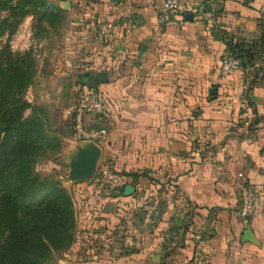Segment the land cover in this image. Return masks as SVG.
Masks as SVG:
<instances>
[{"label": "crops", "instance_id": "1", "mask_svg": "<svg viewBox=\"0 0 264 264\" xmlns=\"http://www.w3.org/2000/svg\"><path fill=\"white\" fill-rule=\"evenodd\" d=\"M67 1L83 28L82 88L101 94L87 121L108 128L99 142L75 140L69 122L70 153L100 147L94 174L78 183L85 260L74 264H264V0H181L164 22L163 0ZM234 41L255 51L223 73ZM97 71L106 80L88 83ZM49 72L60 73L53 60ZM246 182L262 199L242 219Z\"/></svg>", "mask_w": 264, "mask_h": 264}, {"label": "trees", "instance_id": "2", "mask_svg": "<svg viewBox=\"0 0 264 264\" xmlns=\"http://www.w3.org/2000/svg\"><path fill=\"white\" fill-rule=\"evenodd\" d=\"M0 10L8 12L0 17V36L13 31L27 14L40 29L67 12L54 0H0ZM260 45L262 53L264 38ZM254 51L250 42L231 45V55L241 64ZM35 64L30 48L0 49V264H52L49 242L68 240L74 225L65 187L35 168L44 151L60 145L63 134L50 127L40 106L25 98Z\"/></svg>", "mask_w": 264, "mask_h": 264}, {"label": "rangeland", "instance_id": "3", "mask_svg": "<svg viewBox=\"0 0 264 264\" xmlns=\"http://www.w3.org/2000/svg\"><path fill=\"white\" fill-rule=\"evenodd\" d=\"M54 1L64 5V0ZM66 9V15L62 20L51 24L43 23L40 29L32 25L33 16L27 14L13 31H5L0 36V49L5 45L16 51L28 48L32 50L36 58V72L25 90V98L44 110L52 129L63 133L60 135V145L44 151L35 164L39 174L65 187L73 205L74 225L70 238L66 241L49 242L52 264H74L85 259L81 256L85 247L80 218L83 212L82 200L86 193L78 183L89 178L71 180L67 176L69 160L74 153L68 150L72 137L67 131L70 129L69 117L64 114L78 94L85 91L82 88L85 84L81 72L84 68L83 62L76 55L80 51L78 44L82 39L83 28L74 19L72 9L69 7ZM7 13V10H0V17ZM52 60L57 63L60 73L53 75L49 72ZM29 112L30 108H27L25 113Z\"/></svg>", "mask_w": 264, "mask_h": 264}, {"label": "built area", "instance_id": "4", "mask_svg": "<svg viewBox=\"0 0 264 264\" xmlns=\"http://www.w3.org/2000/svg\"><path fill=\"white\" fill-rule=\"evenodd\" d=\"M181 7L180 0H163L159 6V20L164 22L174 10ZM264 55V50L262 51ZM241 61L238 56L229 55L224 58L221 71L227 73L240 67ZM102 104L101 94L91 86L78 94L73 104L66 109V115L71 123V136L75 140L101 141L105 138L108 128L104 124L95 121L88 122L89 117H93L100 111ZM239 106L244 119L254 115L251 107L249 94L239 98ZM100 175L111 183H118V175L108 168H102ZM262 191L252 183H243L238 190V205L236 213L242 219H247L261 205Z\"/></svg>", "mask_w": 264, "mask_h": 264}, {"label": "water", "instance_id": "5", "mask_svg": "<svg viewBox=\"0 0 264 264\" xmlns=\"http://www.w3.org/2000/svg\"><path fill=\"white\" fill-rule=\"evenodd\" d=\"M64 8L68 6V1H63ZM191 13L187 12L186 16ZM90 73V72H89ZM107 78L106 71H97L90 73L87 79L88 83L93 84L95 80L105 81ZM100 155V147L94 142L87 146H79L74 155L69 160V169L67 176L71 180H82L90 178L96 169L97 161Z\"/></svg>", "mask_w": 264, "mask_h": 264}, {"label": "flooded vegetation", "instance_id": "6", "mask_svg": "<svg viewBox=\"0 0 264 264\" xmlns=\"http://www.w3.org/2000/svg\"><path fill=\"white\" fill-rule=\"evenodd\" d=\"M84 79H86V77Z\"/></svg>", "mask_w": 264, "mask_h": 264}]
</instances>
